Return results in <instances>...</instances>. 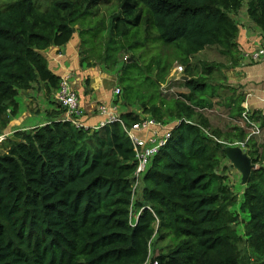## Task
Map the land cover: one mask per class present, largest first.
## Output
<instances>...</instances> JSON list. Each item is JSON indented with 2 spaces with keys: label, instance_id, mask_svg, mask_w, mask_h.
<instances>
[{
  "label": "trees",
  "instance_id": "1",
  "mask_svg": "<svg viewBox=\"0 0 264 264\" xmlns=\"http://www.w3.org/2000/svg\"><path fill=\"white\" fill-rule=\"evenodd\" d=\"M244 6L264 34V0H0V134L20 90L43 82L55 104L49 122L0 142V264H240L241 241L264 264V142L254 149L241 125L209 132L203 110L218 97L216 64L192 61L215 47L229 59L225 68L242 64L235 15ZM75 32L80 66L115 73L122 123L96 128L83 112L74 116L81 126L62 117L55 92L64 76L42 51ZM174 62L185 66V91L168 96L162 86ZM229 100L228 115L242 120L244 98ZM247 115L262 129L260 110ZM142 116L173 129L134 188L137 158L123 125ZM229 136L258 165L239 203L245 237L237 195L218 172ZM168 239L153 254L151 243Z\"/></svg>",
  "mask_w": 264,
  "mask_h": 264
},
{
  "label": "crops",
  "instance_id": "2",
  "mask_svg": "<svg viewBox=\"0 0 264 264\" xmlns=\"http://www.w3.org/2000/svg\"><path fill=\"white\" fill-rule=\"evenodd\" d=\"M258 32L259 30H257V34ZM237 42L239 43V48L242 47L241 52H247L263 46L264 36L262 34L256 35V33L250 29H246V27H240ZM79 44V36L75 32L70 41L64 46H50L48 49L43 50L42 53L47 60L49 69L54 74L67 78V81H69L75 90L83 110V123L86 126L92 127L101 119V116L97 112L96 104L98 102L111 103L114 98L112 83H116V75L104 72L97 65L91 67L80 66ZM246 60L243 58L242 64L229 69L226 75L230 81L236 84H243L246 78L245 74L253 73L252 76H249L250 85L256 80H259L260 83L257 85L255 82V86H257L252 91L250 88L246 89L244 95L246 108L260 109V99L264 90V66L263 68L254 66L256 67L255 70L251 71L245 66L248 62H253L248 60L247 62ZM240 69L243 71H240ZM17 101L18 111L4 131L30 130L51 120L49 112L52 111L55 104L48 95L47 87L43 82H35L31 88L20 90ZM135 110H138V108ZM0 151L3 152L2 149Z\"/></svg>",
  "mask_w": 264,
  "mask_h": 264
},
{
  "label": "rangeland",
  "instance_id": "3",
  "mask_svg": "<svg viewBox=\"0 0 264 264\" xmlns=\"http://www.w3.org/2000/svg\"><path fill=\"white\" fill-rule=\"evenodd\" d=\"M2 1L8 2L10 0H2ZM38 1H45V0H38ZM110 4H111V2L108 4H105V5H110ZM105 5L101 6L102 11L105 10ZM245 10H246V7L244 6L235 15V19L237 20V22L239 24V29H240V27H242V28L246 27V29L252 30V32L256 33V35H261V31H259L257 34V30H259V29L254 27L253 22L248 17ZM241 50H242V47L238 48L237 56H238V54H241V55L243 54V51L241 52ZM242 58H243V56H242ZM128 59H130V58H128ZM192 61L193 62H199V63L205 61V62H210V63L216 64L214 66L213 76L211 77V80H213V82L217 83V85H218V92H217L218 97L214 100L215 101L214 107L210 110H203V112L207 116L209 123H210V127L208 129L209 132H212L213 130H220L224 133L231 132V129L234 126H239V124H240V123H238L239 117L229 116L228 115V108L225 107L224 104L226 102H230V100L228 101V99L231 96H234V98H236V99H237V97L239 98V96L242 98H245L244 95H245L246 89L248 90L250 88V90L252 91L260 83V81L259 80L255 81L257 83L256 86H255V82H253L250 85L249 76H252L253 73H249L248 75L245 74L246 78H245V81L243 84L242 83L236 84V83L230 81L226 75V72L228 71V69L234 68L236 66L228 67V69L225 68L229 59H227L225 56L221 55V53H219V51L215 47L206 48L205 50L199 52L197 55H195L193 57ZM262 62L264 63V61H262ZM262 62H257V63H249L248 62L245 67H247L248 70L253 71L256 68L254 66H260L261 68H263L264 64ZM258 63H261V64H258ZM179 65H181L179 62H174L173 65L171 66L170 70H172L174 67H177ZM198 65L201 68L200 64H198ZM97 66H99V65H97ZM181 66H183V71H181L182 73H180L177 76L178 79L176 81L170 80L168 82V84L166 85L167 89L173 88V92L170 91V92L165 93L166 95L169 94L168 96H177L176 95L177 93L185 91L184 85L182 84V80H184V76H185L184 75L185 66L184 65H181ZM238 66H240V65H238ZM99 67L101 68V66H99ZM103 71L107 72L109 74L115 75V73H111V72L105 71V70H103ZM240 71H243V70L240 69ZM181 77H182V79H180ZM115 86H116V83H114V84L112 83V92H113ZM246 94H247V92H246ZM245 101L243 102L244 106L246 105ZM99 104H101V102H98L96 105L98 106ZM118 110L120 112L122 110V108L119 106ZM145 115H147V114H145ZM142 118H143V116H142ZM258 121L260 122V124H262L261 123L262 117H259ZM95 125H93V126H95ZM253 138H254V144H255L254 149L261 151V149H262L261 144H263V142H264V126H262L261 134L254 135ZM236 140L237 139L234 136H231L229 139H227V141H236ZM249 146L251 147V144H249ZM242 147H243L244 151L246 152V150H247L246 145H244ZM251 149H252V147H251ZM0 153H1V151H0ZM256 166H258V165L256 164ZM218 172L220 174H224L226 176L225 182L231 187L233 192L237 195L238 203L233 207V209L237 212V216H238V222L236 224V227H237V232L239 234H241L243 237H245L244 231H243V224L245 222L246 217L244 216L243 212H241L239 209V203L241 201L242 191L244 189V185L241 183V174L236 168H234L232 166V164L227 159H225V161L218 168ZM170 244H171L170 239L165 240V241H160V242L153 241L151 243L153 254L157 253L163 249H166L167 245H170ZM239 248H240V256H241L240 264H256L258 259L255 255L254 251L247 244V242L241 241Z\"/></svg>",
  "mask_w": 264,
  "mask_h": 264
},
{
  "label": "built area",
  "instance_id": "4",
  "mask_svg": "<svg viewBox=\"0 0 264 264\" xmlns=\"http://www.w3.org/2000/svg\"><path fill=\"white\" fill-rule=\"evenodd\" d=\"M243 58L250 62H261L264 61V45L254 50L243 52ZM242 58V59H243ZM177 72H181L183 67L181 65L175 68ZM114 95L120 94L119 87H115L113 90ZM55 99L61 103L62 107L65 108L63 118L73 121L76 126H81L78 120L74 118L75 115H80L83 110L80 106L76 92L73 87L67 81L66 77L61 80L60 88L55 92ZM262 103V115L264 116V90L260 99ZM97 112L101 116L99 122L92 127L99 128L106 124L118 121L122 123L120 118V112L118 106L114 103H101L97 106ZM243 112L241 125L245 126L249 131V135L259 134L260 128L256 122L251 120L246 113ZM124 131L131 139L135 155L137 158V167L134 172V188L138 186L139 177L145 172L146 166L150 158L158 151L159 147L166 144L172 135L173 124L162 123L151 117H146L131 126L123 125ZM243 146L242 142H235ZM148 262V264H156Z\"/></svg>",
  "mask_w": 264,
  "mask_h": 264
},
{
  "label": "water",
  "instance_id": "5",
  "mask_svg": "<svg viewBox=\"0 0 264 264\" xmlns=\"http://www.w3.org/2000/svg\"><path fill=\"white\" fill-rule=\"evenodd\" d=\"M184 78H187L184 76ZM12 138H15L12 136ZM226 159L236 168L241 174V183L245 184L248 176L256 165L251 161L250 156L244 152L239 146L224 144L222 147Z\"/></svg>",
  "mask_w": 264,
  "mask_h": 264
},
{
  "label": "clouds",
  "instance_id": "6",
  "mask_svg": "<svg viewBox=\"0 0 264 264\" xmlns=\"http://www.w3.org/2000/svg\"><path fill=\"white\" fill-rule=\"evenodd\" d=\"M262 34V33H261ZM262 36H264V34H262ZM262 62V61H261ZM253 63H257V62H253ZM183 67V66H182ZM175 68L176 67H174L173 69H172V71H171V73H170V78H169V81L170 80H172V81H176L178 78H177V76L180 74V73H182V72H177L176 70H175ZM183 71V70H182ZM180 79H182V77L180 78ZM184 79H186V78H184ZM264 81V80H263ZM115 87H118V86H115ZM163 91H164V94L165 93H167V92H173V88H169V89H167L166 88V84H163ZM120 89V88H119ZM171 94V93H170ZM77 95V94H76ZM119 95V94H118ZM169 95V94H168ZM115 96H117V95H114L113 94V97L115 98ZM78 98V97H77ZM113 98V99H114ZM244 101H245V98H244ZM243 101V102H244ZM243 102H242V106H243ZM101 103H106V102H101ZM111 103H113V100H112V102ZM115 104V103H114ZM117 106H118V109H119V105L118 104H116ZM244 107V109H245V111H247L246 113L248 114V110H252V109H247L246 107H247V105H245V106H243ZM256 110H260L261 111V114H262V103H261V107H260V109H256ZM119 111V110H118ZM244 111V112H245ZM263 116V115H262ZM249 118H250V116H249ZM263 118H264V116H263ZM252 120V119H251ZM241 122V120L238 122V123H240ZM168 124V123H167ZM172 124H173V122H172ZM239 125H241V124H239ZM241 126H243V125H241ZM245 127V126H244ZM246 128V127H245ZM247 129V128H246ZM206 132H207V130H205ZM261 132H262V129H260V133L259 134H261ZM13 133L14 132H10V131H2V133L0 134V142L2 141V140H4V139H6L7 137H9V136H13ZM254 135H258V134H252V136H254ZM172 136V135H171ZM250 136V135H249ZM171 138V137H170ZM235 142H240V141H231V142H224V144H230V145H234V146H239V147H241L242 149H243V147L241 146V145H239V144H234ZM243 143V146L245 145V142L243 141L242 142ZM244 150V149H243ZM245 152V151H244ZM252 161V160H251ZM256 165V164H255ZM233 166V165H232ZM148 262V261H147ZM148 264V263H147Z\"/></svg>",
  "mask_w": 264,
  "mask_h": 264
}]
</instances>
